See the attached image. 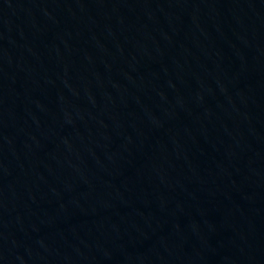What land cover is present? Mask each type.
<instances>
[{"label": "water", "instance_id": "obj_1", "mask_svg": "<svg viewBox=\"0 0 264 264\" xmlns=\"http://www.w3.org/2000/svg\"><path fill=\"white\" fill-rule=\"evenodd\" d=\"M0 264H264V0H8Z\"/></svg>", "mask_w": 264, "mask_h": 264}]
</instances>
